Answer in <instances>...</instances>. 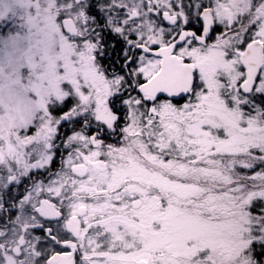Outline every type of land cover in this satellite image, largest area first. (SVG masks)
<instances>
[{
	"label": "snow or ice",
	"instance_id": "obj_1",
	"mask_svg": "<svg viewBox=\"0 0 264 264\" xmlns=\"http://www.w3.org/2000/svg\"><path fill=\"white\" fill-rule=\"evenodd\" d=\"M13 3L58 55L0 135V264H264V0Z\"/></svg>",
	"mask_w": 264,
	"mask_h": 264
},
{
	"label": "clouds",
	"instance_id": "obj_2",
	"mask_svg": "<svg viewBox=\"0 0 264 264\" xmlns=\"http://www.w3.org/2000/svg\"><path fill=\"white\" fill-rule=\"evenodd\" d=\"M5 10L8 15L21 12L13 0L0 3V12ZM45 39L47 43L42 42ZM57 55L51 37L12 25L0 29V135L15 136L36 121L39 102L46 99L44 90L35 87L36 74L43 68L41 57L55 59Z\"/></svg>",
	"mask_w": 264,
	"mask_h": 264
},
{
	"label": "flooded vegetation",
	"instance_id": "obj_3",
	"mask_svg": "<svg viewBox=\"0 0 264 264\" xmlns=\"http://www.w3.org/2000/svg\"><path fill=\"white\" fill-rule=\"evenodd\" d=\"M2 26V28L1 29H3L4 28V25H1Z\"/></svg>",
	"mask_w": 264,
	"mask_h": 264
},
{
	"label": "rangeland",
	"instance_id": "obj_4",
	"mask_svg": "<svg viewBox=\"0 0 264 264\" xmlns=\"http://www.w3.org/2000/svg\"><path fill=\"white\" fill-rule=\"evenodd\" d=\"M2 28V26L0 25V29ZM34 131V130H33Z\"/></svg>",
	"mask_w": 264,
	"mask_h": 264
}]
</instances>
